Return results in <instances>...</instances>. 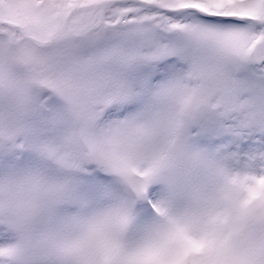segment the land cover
Here are the masks:
<instances>
[{
	"label": "snow or ice",
	"instance_id": "obj_1",
	"mask_svg": "<svg viewBox=\"0 0 264 264\" xmlns=\"http://www.w3.org/2000/svg\"><path fill=\"white\" fill-rule=\"evenodd\" d=\"M0 264H264V0H0Z\"/></svg>",
	"mask_w": 264,
	"mask_h": 264
}]
</instances>
